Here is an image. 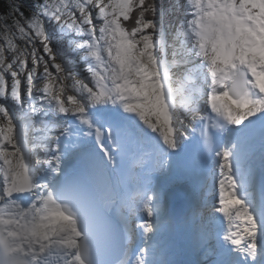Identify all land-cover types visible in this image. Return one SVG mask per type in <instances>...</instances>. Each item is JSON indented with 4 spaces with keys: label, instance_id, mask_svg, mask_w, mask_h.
Listing matches in <instances>:
<instances>
[{
    "label": "snow or ice",
    "instance_id": "obj_1",
    "mask_svg": "<svg viewBox=\"0 0 264 264\" xmlns=\"http://www.w3.org/2000/svg\"><path fill=\"white\" fill-rule=\"evenodd\" d=\"M17 12L0 30V264H264V0H38ZM189 113H202L190 131ZM133 143L162 176L193 143L214 157L195 185L188 258L164 239L172 193L145 176L130 195Z\"/></svg>",
    "mask_w": 264,
    "mask_h": 264
},
{
    "label": "trees",
    "instance_id": "obj_2",
    "mask_svg": "<svg viewBox=\"0 0 264 264\" xmlns=\"http://www.w3.org/2000/svg\"><path fill=\"white\" fill-rule=\"evenodd\" d=\"M38 0H0V30L4 28V21L12 23L18 16L17 9L25 17L32 16L37 11ZM136 15V13H135ZM129 30L134 21L122 22ZM18 35V34H17ZM3 32L0 31V41H2Z\"/></svg>",
    "mask_w": 264,
    "mask_h": 264
},
{
    "label": "rangeland",
    "instance_id": "obj_3",
    "mask_svg": "<svg viewBox=\"0 0 264 264\" xmlns=\"http://www.w3.org/2000/svg\"><path fill=\"white\" fill-rule=\"evenodd\" d=\"M178 2L182 3V2H184V0H178ZM135 13H136V12L134 11L132 15L135 16ZM77 15H78V13H77ZM130 21H131V19H130L129 21H126V22H130ZM132 21H133V20H132ZM122 22H123V21H122ZM95 23H97V22H95ZM132 26H134V24H132ZM166 39L168 40V44H170V45L173 44L172 42H175L174 37L171 36V35L167 36ZM16 43H17V46H18V47H21V48H22V47L24 46V42H23L22 40L17 39V40H16ZM64 47H65V48L68 47V43H67V42H65ZM6 55H8V54H6ZM170 57H171V53L169 52V56H168L169 60H170ZM53 71H54V70H53ZM74 76H75V79H76V80L83 79V76H81V75H76V74L74 73ZM69 81L72 83L71 80H69ZM45 83H47V81H40V87H43ZM67 83H68V81H67ZM41 85H42V86H41Z\"/></svg>",
    "mask_w": 264,
    "mask_h": 264
},
{
    "label": "bare ground",
    "instance_id": "obj_4",
    "mask_svg": "<svg viewBox=\"0 0 264 264\" xmlns=\"http://www.w3.org/2000/svg\"><path fill=\"white\" fill-rule=\"evenodd\" d=\"M182 3H184V2H182ZM96 21L94 20V23H95ZM167 42H168V40H167ZM172 43H174V42H172ZM169 52L172 54V49L171 48H169ZM176 59L177 60H179V61H181V59L179 58V57H176ZM182 63V62H181ZM183 71V70H182ZM173 74V79L176 81L177 79H178V74L177 73H172ZM68 84H71V82L70 81H68ZM39 87H40V82H39V85H38ZM42 86V85H41ZM91 86V85H90ZM69 94H71V91L69 90ZM129 166L132 168V171H135V168H137V163H135V162H129ZM138 167H142L141 168V171H144V168L143 167H145V165H139ZM179 233H176V234H174V233H172V232H170V237H174V236H177ZM175 239V238H174ZM172 244V243H171ZM181 246V245H180ZM181 252L182 253H184V251H182L181 250ZM185 257L186 258H188L186 255H185Z\"/></svg>",
    "mask_w": 264,
    "mask_h": 264
},
{
    "label": "water",
    "instance_id": "obj_5",
    "mask_svg": "<svg viewBox=\"0 0 264 264\" xmlns=\"http://www.w3.org/2000/svg\"><path fill=\"white\" fill-rule=\"evenodd\" d=\"M178 211H179V213L176 211L175 216H176V217H181V216H182V212H181V208H180V207L178 208ZM176 220H177V219H176Z\"/></svg>",
    "mask_w": 264,
    "mask_h": 264
}]
</instances>
